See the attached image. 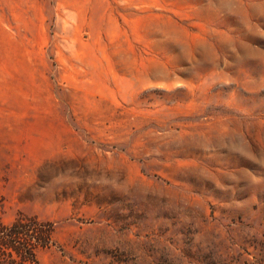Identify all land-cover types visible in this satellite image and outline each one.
I'll return each mask as SVG.
<instances>
[{"label": "rangeland", "instance_id": "obj_1", "mask_svg": "<svg viewBox=\"0 0 264 264\" xmlns=\"http://www.w3.org/2000/svg\"><path fill=\"white\" fill-rule=\"evenodd\" d=\"M37 264H264V0H0V222Z\"/></svg>", "mask_w": 264, "mask_h": 264}, {"label": "trees", "instance_id": "obj_2", "mask_svg": "<svg viewBox=\"0 0 264 264\" xmlns=\"http://www.w3.org/2000/svg\"><path fill=\"white\" fill-rule=\"evenodd\" d=\"M51 235L52 225L35 218L0 222V264H37V252L51 245Z\"/></svg>", "mask_w": 264, "mask_h": 264}]
</instances>
